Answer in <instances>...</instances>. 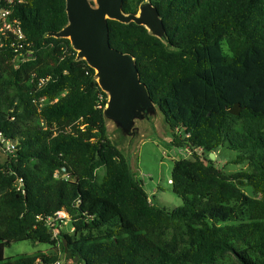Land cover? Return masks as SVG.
Returning a JSON list of instances; mask_svg holds the SVG:
<instances>
[{
	"label": "trees",
	"instance_id": "trees-1",
	"mask_svg": "<svg viewBox=\"0 0 264 264\" xmlns=\"http://www.w3.org/2000/svg\"><path fill=\"white\" fill-rule=\"evenodd\" d=\"M150 1L167 42L110 19L109 42L135 58L171 143L192 150L173 161L182 204L171 210L152 204L111 142L94 69L46 35L67 23L65 0H0L24 35L0 30V134L15 143L0 164V264H56L60 253L75 264H264V0ZM220 148L248 169L217 168ZM58 211L72 232L55 236L47 218ZM22 240L56 250L4 257Z\"/></svg>",
	"mask_w": 264,
	"mask_h": 264
},
{
	"label": "water",
	"instance_id": "water-1",
	"mask_svg": "<svg viewBox=\"0 0 264 264\" xmlns=\"http://www.w3.org/2000/svg\"><path fill=\"white\" fill-rule=\"evenodd\" d=\"M123 0H65L67 23L59 31L47 36L67 38L76 51V60L83 59L94 69V77L107 95L103 108L106 124L112 126L115 135L111 142L121 151L123 141L139 133V124H150L165 113L149 95L144 82L140 80L135 58L128 52L113 48L109 42L108 20L122 23L134 22L144 26L148 32L167 42L165 28L158 9L150 0H143L135 13H125ZM241 108L234 104L229 112L240 113ZM215 154H209L213 160ZM247 194L253 197L252 187Z\"/></svg>",
	"mask_w": 264,
	"mask_h": 264
},
{
	"label": "rangeland",
	"instance_id": "rangeland-1",
	"mask_svg": "<svg viewBox=\"0 0 264 264\" xmlns=\"http://www.w3.org/2000/svg\"><path fill=\"white\" fill-rule=\"evenodd\" d=\"M110 140L115 138L112 133V126L106 124ZM139 133L132 138L123 141L122 153L125 155L135 178L141 183L149 200L153 205L167 210H171L182 204L180 196L172 191L170 178L173 161L178 158H189L192 156V150L186 145L172 144V135L168 124L160 114L150 124L143 120L139 124ZM198 152H202L197 150ZM215 157L213 163L217 168L223 169L226 173H235L248 169L246 163L236 164L233 162L234 153L226 149H216L213 151ZM11 153H7L0 148V164L4 163ZM238 220H229L224 223H236ZM53 230L55 236L59 232L70 233L73 231L68 218L62 221L54 220ZM58 249V248H57ZM49 244L32 242L31 240H22L12 242L4 248V257H11L22 253H33L41 251L45 253L54 252ZM60 259L56 264H75L73 261H66L64 255L60 253Z\"/></svg>",
	"mask_w": 264,
	"mask_h": 264
},
{
	"label": "built area",
	"instance_id": "built-area-1",
	"mask_svg": "<svg viewBox=\"0 0 264 264\" xmlns=\"http://www.w3.org/2000/svg\"><path fill=\"white\" fill-rule=\"evenodd\" d=\"M7 3H11L12 0H4ZM11 13V9L7 6H1L0 5V30L4 32H10L17 38H23V32L21 28L18 26L17 21L14 19L13 21H10L9 14ZM0 143L1 148L4 149L7 153L13 154L15 151V143L11 141L10 139H6L3 135L0 134ZM199 151H202V149H199ZM201 153V152H199ZM55 176H58V173H55ZM171 180H168V183H170ZM66 219V214L63 211H58L56 213V217H48L47 223L49 226H54V220L57 219ZM55 229V227H54ZM53 227L51 230H54Z\"/></svg>",
	"mask_w": 264,
	"mask_h": 264
}]
</instances>
